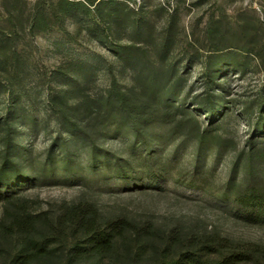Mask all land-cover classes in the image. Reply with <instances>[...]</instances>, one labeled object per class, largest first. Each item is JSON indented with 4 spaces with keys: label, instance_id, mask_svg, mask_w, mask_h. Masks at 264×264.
I'll list each match as a JSON object with an SVG mask.
<instances>
[{
    "label": "rangeland",
    "instance_id": "374dc122",
    "mask_svg": "<svg viewBox=\"0 0 264 264\" xmlns=\"http://www.w3.org/2000/svg\"><path fill=\"white\" fill-rule=\"evenodd\" d=\"M45 1L52 9L47 15L49 31L33 36L28 32L27 19L36 0H0V30L9 29L4 19L14 8L10 20L19 29L16 50L27 59L24 68L10 74L15 78L14 95H19L26 105L24 112L29 120L28 123L20 120L16 126L20 133L17 142L27 155L20 160L22 163L29 161L27 151L31 148L32 159L41 169L52 143L57 138L68 139L58 129L56 114L47 102L48 95L54 97L61 91V72L71 73L68 79L78 77L82 84L83 76L73 71L92 67L85 91L93 95L103 93L113 83L123 91L132 90L136 70L118 58L119 47L135 41L136 22H141L149 28L147 32L143 30L144 34L152 33L143 44L153 60L159 62L155 51L163 39L167 18L176 11L175 47L165 66L176 70L169 83L179 84L176 101L189 109L195 106L197 97L204 92L203 59L209 50L230 48L241 63V72L225 66L217 74L216 85L225 90L229 107L224 117L217 115L216 121L211 122L203 112L192 110L202 129L228 143L224 147L213 146L199 163L206 175L202 186L205 191L189 189L177 178L180 169L193 171L196 167L194 145L190 141L177 139L159 153L175 167L172 174L156 183L139 182L140 188L122 179H113L105 185L104 179L98 178L99 172L91 170L86 153L79 152L75 162L84 168L72 178H69L72 174L60 168L56 180L25 187L10 202L0 200V225L9 222L7 212L18 207L20 212L35 215L30 236L34 239L50 233L56 218L81 202L95 206L102 219L122 217L128 222L127 230L116 240L112 251L78 259L76 264H149L163 255L166 241L171 237L167 252L170 256L190 240L211 236L225 238L238 246L264 247V226L243 222L234 214L237 206L231 209L232 204L218 201L214 196L228 180L239 154L245 163L252 150H264V132L254 136L258 122L264 120V111L258 107L264 99V0H118V5L108 10L126 8L117 25L101 16L99 19L94 13L79 12L65 17L57 5L60 0ZM10 50L0 48L1 54H9ZM0 75L8 73L0 72ZM33 121L37 123L34 130ZM98 143L113 154L131 156L127 151L130 141L123 137L102 139ZM2 147L0 142V154L4 151ZM259 172L264 178V164ZM82 174L86 180L80 181ZM241 178L240 173L238 181ZM212 188V192L207 191ZM5 233L0 231V264H10L20 245L18 234ZM50 249V253L28 264H66V250L62 246L55 243Z\"/></svg>",
    "mask_w": 264,
    "mask_h": 264
},
{
    "label": "trees",
    "instance_id": "16d2710c",
    "mask_svg": "<svg viewBox=\"0 0 264 264\" xmlns=\"http://www.w3.org/2000/svg\"><path fill=\"white\" fill-rule=\"evenodd\" d=\"M116 2L118 0H60L57 5L65 17L79 12L94 13L99 19L101 16L106 22L117 25V19L124 14L126 8H116L115 12H109V9L118 5ZM48 5L45 0H36L27 19L29 34L35 36L48 33L47 15L52 10ZM177 13H171L167 18L163 39L155 51L159 62L153 60L152 54L143 44L145 38L152 33L144 34L143 30L147 32L149 28L141 22H136L137 41L119 47L118 58L129 68L136 70L135 88L130 91H123L113 83L103 93L93 95L86 92L93 70L90 66L78 67L77 72L73 71V74L83 76L82 84L78 77L68 79L71 73L56 71L62 73L61 91L54 97L48 95L47 102L56 114L58 129L68 139L60 141L57 138L52 143L40 169L37 168L35 159H32L31 148L27 151L29 161H20L27 155L17 142L20 133H17L16 126L20 120H24L23 123H28L29 120L24 112L26 105L19 95H14L15 88L12 85L15 78L10 74L24 68L27 59L22 52L16 50L20 40L19 29L10 20L14 15V8L8 11L4 22L8 23L9 29L0 30V48L11 49L9 54L0 52V72L8 73L6 76L0 75V142L4 149L0 154V200L10 202L25 187L56 180L55 176L60 168L72 174L69 177L72 178L84 168L75 162V155L79 152L86 153L91 170L99 172L98 178L104 179L105 185H109L113 179L132 182L135 188H140L138 184L144 180L159 182L171 175L175 168L171 161L161 157L159 153H163L177 139L190 141L194 145L196 161L193 171L180 169L177 171V178L189 189H202L206 175L199 163L213 146L224 147L228 142L221 136L202 129L198 116L192 110L203 112L211 122L216 121L217 115L224 117L223 114L229 107L226 106L225 90L216 85L217 74L225 66L241 72V63L230 48L209 50L210 53L203 59L205 88L197 97L195 106L189 109L184 103L176 101L175 94L179 84L169 85L176 70L173 66L165 69V66L175 47ZM17 16L21 17L22 14ZM217 88L221 91L218 92ZM258 107L264 111V99L258 103ZM36 124L33 121V130ZM263 132L264 120H261L254 136ZM117 137L130 141L127 151L131 152V156L113 154L98 143L102 139ZM252 148L251 146V150ZM262 164L264 150H252L245 163L243 155L239 154L231 166L228 180L214 192L216 200L232 204L231 209L237 206L234 214L249 225L264 226V178L259 172ZM240 173L242 178L238 181ZM79 178L80 181L86 180V175L82 174ZM68 182L71 183V179ZM207 191L212 192L213 188ZM7 215L10 220L0 225V231L18 234L20 238V245L10 264H28L32 259L50 253L52 249L48 248L55 243L66 250L65 263L76 264L78 259L97 257L112 251L116 240L128 228V222L122 217L102 219L95 206L81 202L59 215L50 233L31 239L35 215L27 211L20 212L18 207L7 212ZM171 239L172 237L167 239L163 255L149 264H264L263 246H238L225 238L211 236L190 240L170 256L167 252Z\"/></svg>",
    "mask_w": 264,
    "mask_h": 264
}]
</instances>
